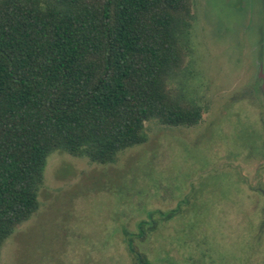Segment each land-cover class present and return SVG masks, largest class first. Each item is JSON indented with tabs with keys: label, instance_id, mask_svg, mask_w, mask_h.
Listing matches in <instances>:
<instances>
[{
	"label": "rangeland",
	"instance_id": "374dc122",
	"mask_svg": "<svg viewBox=\"0 0 264 264\" xmlns=\"http://www.w3.org/2000/svg\"><path fill=\"white\" fill-rule=\"evenodd\" d=\"M192 3L190 51L169 89L200 122L151 120L146 143L113 164L51 153L39 210L0 264H135L129 237L149 264H264V0Z\"/></svg>",
	"mask_w": 264,
	"mask_h": 264
},
{
	"label": "trees",
	"instance_id": "16d2710c",
	"mask_svg": "<svg viewBox=\"0 0 264 264\" xmlns=\"http://www.w3.org/2000/svg\"><path fill=\"white\" fill-rule=\"evenodd\" d=\"M192 1L0 0V252L39 210L51 153L113 164L146 143L151 120L200 122L169 89L190 51Z\"/></svg>",
	"mask_w": 264,
	"mask_h": 264
},
{
	"label": "flooded vegetation",
	"instance_id": "af4514ba",
	"mask_svg": "<svg viewBox=\"0 0 264 264\" xmlns=\"http://www.w3.org/2000/svg\"><path fill=\"white\" fill-rule=\"evenodd\" d=\"M264 73V68H260L259 70V74L257 75V78L258 79V83H260V90H261V93L262 95H264V92H263V79L260 77V75Z\"/></svg>",
	"mask_w": 264,
	"mask_h": 264
},
{
	"label": "water",
	"instance_id": "95a60500",
	"mask_svg": "<svg viewBox=\"0 0 264 264\" xmlns=\"http://www.w3.org/2000/svg\"><path fill=\"white\" fill-rule=\"evenodd\" d=\"M260 77L263 79V81H264V73H262L261 75H260ZM263 92H264V82H263Z\"/></svg>",
	"mask_w": 264,
	"mask_h": 264
}]
</instances>
